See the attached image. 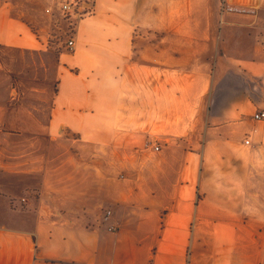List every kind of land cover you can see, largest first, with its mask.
<instances>
[{
  "label": "crops",
  "instance_id": "crops-1",
  "mask_svg": "<svg viewBox=\"0 0 264 264\" xmlns=\"http://www.w3.org/2000/svg\"><path fill=\"white\" fill-rule=\"evenodd\" d=\"M136 5L94 0L92 15L78 23L75 51L54 55L48 37L0 0V142L12 132L36 147L15 152L16 181H0V264H264V218L245 213L247 176L225 184L202 177L194 150L178 169H150L146 191L130 193L125 207L93 227L42 217L7 192L17 189L22 199L23 191L39 187L40 174L54 173L55 158L74 147L81 154L84 144L118 140L125 67L134 49L127 15ZM223 62L210 93V124L225 128L251 114L244 131L251 143L254 136L264 140V119L254 118L264 110V92L255 86L260 79L264 87L263 55H231ZM211 133L204 132V141H219ZM168 172L170 181L164 180ZM110 223L115 231L108 230Z\"/></svg>",
  "mask_w": 264,
  "mask_h": 264
},
{
  "label": "rangeland",
  "instance_id": "rangeland-1",
  "mask_svg": "<svg viewBox=\"0 0 264 264\" xmlns=\"http://www.w3.org/2000/svg\"><path fill=\"white\" fill-rule=\"evenodd\" d=\"M8 1L14 15L48 37L54 55L75 51L78 23L92 15L94 5V0H70L77 13L72 17L60 10L64 0H51L48 6L43 0ZM234 1L137 0L135 13L127 15L134 26V49L125 67L118 140L84 144L81 154L74 147L70 155L55 158L54 173L40 174L38 188L23 191L22 199L17 189L8 194L42 217L93 227L106 209L114 212L126 206L130 193L146 191L144 183L153 177L150 169H178L194 150L202 177L225 184L247 176L245 213L264 218V140L254 136L250 145L244 144L249 133L243 121L252 122L251 114L230 120L225 128L210 124V93L219 70H225L223 61L231 55L264 57V8ZM255 81L257 91L264 92L260 79ZM207 130L219 141H204ZM147 141H156L160 150L146 147ZM32 149L36 147L27 138L21 142L12 132L1 136L0 169L6 171L1 182L16 181L15 152ZM172 176L168 172L164 180Z\"/></svg>",
  "mask_w": 264,
  "mask_h": 264
},
{
  "label": "built area",
  "instance_id": "built-area-1",
  "mask_svg": "<svg viewBox=\"0 0 264 264\" xmlns=\"http://www.w3.org/2000/svg\"><path fill=\"white\" fill-rule=\"evenodd\" d=\"M236 4L240 5V6H246V7H250V8H261L262 6H264V0H235L234 1ZM52 7H48L47 11H51ZM60 10L62 13H66L67 15H70L72 17H75V15H77L76 11H75V7L73 5L72 1H68V0H64L61 2L60 5ZM70 45H74V41L70 40L69 41ZM254 118L258 121L263 120L264 119V110H257L254 113ZM245 143L247 145L251 144V141L249 138H247L245 140ZM146 147H152L154 150L158 151L160 150V145L157 144L156 141H147L145 143ZM113 216V210L111 208H108L105 210L104 215L102 217V219L100 220V222H105V221H109ZM108 230L110 231H115L117 229V226L114 223H110L107 226Z\"/></svg>",
  "mask_w": 264,
  "mask_h": 264
},
{
  "label": "trees",
  "instance_id": "trees-1",
  "mask_svg": "<svg viewBox=\"0 0 264 264\" xmlns=\"http://www.w3.org/2000/svg\"><path fill=\"white\" fill-rule=\"evenodd\" d=\"M22 207H26L25 203H24V204H22Z\"/></svg>",
  "mask_w": 264,
  "mask_h": 264
}]
</instances>
